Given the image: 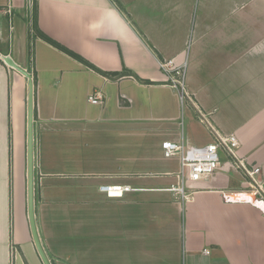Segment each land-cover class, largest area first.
Returning a JSON list of instances; mask_svg holds the SVG:
<instances>
[{
	"label": "crops",
	"instance_id": "1",
	"mask_svg": "<svg viewBox=\"0 0 264 264\" xmlns=\"http://www.w3.org/2000/svg\"><path fill=\"white\" fill-rule=\"evenodd\" d=\"M6 56L35 74L34 219L50 264H264V204L224 201L247 189L235 162L222 153L182 200L179 160L161 147L211 143L203 114L264 187V0H0V264H43L27 215V79ZM168 60L185 66L191 103L168 85ZM109 186L131 190L108 198Z\"/></svg>",
	"mask_w": 264,
	"mask_h": 264
},
{
	"label": "built area",
	"instance_id": "2",
	"mask_svg": "<svg viewBox=\"0 0 264 264\" xmlns=\"http://www.w3.org/2000/svg\"><path fill=\"white\" fill-rule=\"evenodd\" d=\"M10 16L11 11L7 9L4 12ZM160 70L167 77L168 85L177 92L181 105L186 102L191 103L185 91V66L176 67L172 60L159 63ZM103 97L101 94H93L88 98V102L92 105H102ZM199 119L209 130L213 141L205 146H185L184 143H173L166 141L162 143L163 156L165 158L176 157L179 160L178 178L180 184L171 187V190L181 197L186 198L185 186L187 183H197L208 179L215 174L220 168L218 151L222 150L230 159L235 162L245 176L247 189L245 192L236 193L234 195H225V202L243 201L253 205L264 204V187L260 181V168L255 165H249L239 160L238 148L239 142L235 135L220 134L208 121L205 115L199 114ZM131 190L130 187L109 186L99 189L108 198H120L124 193ZM207 253V251H205Z\"/></svg>",
	"mask_w": 264,
	"mask_h": 264
},
{
	"label": "water",
	"instance_id": "3",
	"mask_svg": "<svg viewBox=\"0 0 264 264\" xmlns=\"http://www.w3.org/2000/svg\"><path fill=\"white\" fill-rule=\"evenodd\" d=\"M3 62L10 68L14 69L27 79V132H26V164H27V215L29 220L30 231L36 250L43 264H50L39 241L35 219H34V187H33V109H34V92L32 76L29 72L20 68L14 61L6 56L2 57Z\"/></svg>",
	"mask_w": 264,
	"mask_h": 264
},
{
	"label": "trees",
	"instance_id": "4",
	"mask_svg": "<svg viewBox=\"0 0 264 264\" xmlns=\"http://www.w3.org/2000/svg\"><path fill=\"white\" fill-rule=\"evenodd\" d=\"M113 5L116 6V8L118 10L121 11V7L118 3L113 2ZM34 33L35 36H37L39 39H41L42 41H44L45 43H47L48 45L52 46L54 49L60 51L61 53L65 54L66 56L70 57L71 59L83 64L84 66L92 69L93 71H95L96 73H98L99 75L106 77V78H112L111 74L108 73H104L98 69H96L94 66L90 65L87 61H85L84 59H82L79 55H77L76 53L66 49L65 47H63L62 45L58 44L57 42H55L54 40H52L51 38H49L48 36H46L45 34H43L42 32H40L35 26H34ZM130 74V73H129ZM32 81H33V92H34V86H35V74L32 73ZM127 76H131L132 78H135L132 75H127ZM35 114V110L33 109V117Z\"/></svg>",
	"mask_w": 264,
	"mask_h": 264
},
{
	"label": "rangeland",
	"instance_id": "5",
	"mask_svg": "<svg viewBox=\"0 0 264 264\" xmlns=\"http://www.w3.org/2000/svg\"><path fill=\"white\" fill-rule=\"evenodd\" d=\"M223 153V151L222 150H219L218 151V155H219V162H221V154ZM232 160V159H231ZM245 187H247V184L245 183V186H244V188Z\"/></svg>",
	"mask_w": 264,
	"mask_h": 264
}]
</instances>
